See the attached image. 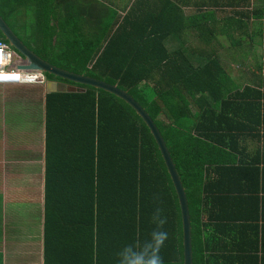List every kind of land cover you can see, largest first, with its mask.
<instances>
[{
  "label": "trees",
  "instance_id": "obj_1",
  "mask_svg": "<svg viewBox=\"0 0 264 264\" xmlns=\"http://www.w3.org/2000/svg\"><path fill=\"white\" fill-rule=\"evenodd\" d=\"M133 6L121 19L97 0H0V15L42 59L117 84L149 112L186 190L193 264H264V151L248 161L240 145L250 133L264 143V89L242 86L217 53L169 50L158 17ZM77 85L85 91L45 90L44 264H117L124 245L156 227L157 208L163 264H184L179 200L150 128L119 96Z\"/></svg>",
  "mask_w": 264,
  "mask_h": 264
},
{
  "label": "crops",
  "instance_id": "obj_2",
  "mask_svg": "<svg viewBox=\"0 0 264 264\" xmlns=\"http://www.w3.org/2000/svg\"><path fill=\"white\" fill-rule=\"evenodd\" d=\"M97 3L109 6L121 19L130 12L134 4L143 6V10L139 8V15L145 18L152 11L153 17H158L160 22L155 27L159 36L169 37L167 43L169 50L185 53H217L221 56L222 64L223 53L230 52L227 43H233L229 37L242 38V45L238 48L234 47L240 55L246 52L245 46L247 41H250V37L260 38L261 31H264L262 18L264 0H97ZM142 33H145V30H142ZM259 41L257 40L255 44L258 45ZM247 60L248 58L243 61L244 68L239 71V77L233 78L242 86L254 83V87L262 91L264 86L257 85L259 82L257 78L259 75H264V58L259 56L253 60L254 68L248 75L245 70L248 66ZM260 67H262L261 72ZM253 70L254 79L251 74ZM241 75L246 80L243 78L241 80ZM150 84L145 81L142 89L145 90ZM41 96L44 101L45 91L40 95V99ZM233 126H236L233 132H241L240 122ZM229 128L230 126L227 130ZM45 133L44 121L42 129L34 133L38 141H43L42 157H40L41 148L40 151L38 150V155L33 153L32 158L19 156L28 159L27 163L24 162V166L31 163L33 171L0 173V177H10L12 181L19 182L0 188V264H44ZM31 141L35 142L36 139ZM240 145L242 151L248 154V161L254 154L264 151V143H259L256 137L252 138L251 133L248 137L242 138ZM11 158L7 159L5 155L4 165L10 162ZM259 165L263 168L264 161L262 160ZM250 256V253H244L242 259H249Z\"/></svg>",
  "mask_w": 264,
  "mask_h": 264
},
{
  "label": "rangeland",
  "instance_id": "obj_3",
  "mask_svg": "<svg viewBox=\"0 0 264 264\" xmlns=\"http://www.w3.org/2000/svg\"><path fill=\"white\" fill-rule=\"evenodd\" d=\"M260 38L262 40L255 38V41H260L258 45L254 47L250 60L249 58L247 60L248 66L245 69L247 75L250 73L251 69L254 68L253 60L262 54V48L260 47L262 43H264V39L262 37ZM247 42L249 44L250 41ZM227 44H229L227 47L230 49V52L223 53V64L226 66L228 72L233 77L236 76L237 78L240 75L239 71L244 68L242 67L243 63L240 64L241 61L234 63L235 59L233 58H236V56L239 58V54L237 53V50L232 47L231 43ZM240 78L242 80L243 76L241 75ZM243 80L246 79L243 78ZM40 87L43 88L41 89ZM43 89L45 91V86L40 85L36 87L29 85L5 87L0 85V173L15 171L19 173H28L33 171V165L30 163V165L24 166V162L28 159H23L19 156L23 155L24 158H32V155L39 154L41 148L40 157H42L43 141H38L34 133L37 130L42 129L45 121V106L42 96L41 100H38L40 95L44 92ZM35 100L36 102L34 104ZM35 139V142L31 141ZM5 155L7 156V159L11 158V155L12 158L10 162H6L4 165ZM6 165H8L7 170H5ZM12 183L18 184L19 182L12 181L10 177H0V188Z\"/></svg>",
  "mask_w": 264,
  "mask_h": 264
},
{
  "label": "water",
  "instance_id": "obj_4",
  "mask_svg": "<svg viewBox=\"0 0 264 264\" xmlns=\"http://www.w3.org/2000/svg\"><path fill=\"white\" fill-rule=\"evenodd\" d=\"M0 32L8 43L23 58V64H20L18 68H21L22 70H41L45 73L70 81L67 82L64 80L49 79L45 85L46 92H83L85 91V88L77 84L91 85L119 96L136 110L154 135L173 182L182 216L184 264H193L192 224L186 190L183 186L178 170L176 169V165L165 142L164 136L149 112L127 90L122 89L117 84H111L105 80L98 79L90 75L75 73L42 59L24 44V42L18 37L1 15Z\"/></svg>",
  "mask_w": 264,
  "mask_h": 264
},
{
  "label": "clouds",
  "instance_id": "obj_5",
  "mask_svg": "<svg viewBox=\"0 0 264 264\" xmlns=\"http://www.w3.org/2000/svg\"><path fill=\"white\" fill-rule=\"evenodd\" d=\"M152 222L156 227L144 240H135L120 249L117 264H163L160 252L168 239V232L163 230L166 219L161 216V209L157 208L153 213Z\"/></svg>",
  "mask_w": 264,
  "mask_h": 264
},
{
  "label": "built area",
  "instance_id": "obj_6",
  "mask_svg": "<svg viewBox=\"0 0 264 264\" xmlns=\"http://www.w3.org/2000/svg\"><path fill=\"white\" fill-rule=\"evenodd\" d=\"M23 60L16 50L0 39V85H40L45 86L48 78L41 70L18 68Z\"/></svg>",
  "mask_w": 264,
  "mask_h": 264
},
{
  "label": "flooded vegetation",
  "instance_id": "obj_7",
  "mask_svg": "<svg viewBox=\"0 0 264 264\" xmlns=\"http://www.w3.org/2000/svg\"><path fill=\"white\" fill-rule=\"evenodd\" d=\"M22 59V58H21Z\"/></svg>",
  "mask_w": 264,
  "mask_h": 264
}]
</instances>
